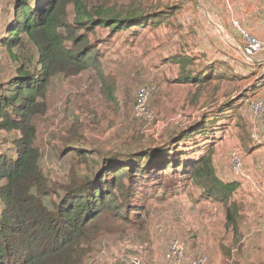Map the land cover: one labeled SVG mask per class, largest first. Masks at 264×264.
I'll list each match as a JSON object with an SVG mask.
<instances>
[{"label": "rangeland", "instance_id": "374dc122", "mask_svg": "<svg viewBox=\"0 0 264 264\" xmlns=\"http://www.w3.org/2000/svg\"><path fill=\"white\" fill-rule=\"evenodd\" d=\"M229 2L141 0L136 13L145 12L151 18L158 15L160 26L138 30L128 26L111 38L107 29L97 30L96 37L90 35L89 39L92 44L100 40L99 67L76 76L50 77L45 112L33 116L34 145L41 154L39 167L56 187L57 195L71 174L79 179L96 173L104 154L122 149L140 154L169 142L172 133L187 126L195 128L186 134L184 142L174 146L183 154L181 161L198 158L211 147L217 175L239 185L233 197L238 206L234 235L225 226V207L205 197L195 182L179 185L178 174L168 172L171 177L162 187L142 184L130 200L132 205L145 208L144 212L129 213L135 227L128 222L123 229L121 221L104 215L101 224L120 227L124 236L105 233L109 237L90 247L84 264H106L107 260V264H168L165 255L172 240L180 242L188 261L264 264V126L262 118H254L243 102L246 95L264 97V71L258 64L264 61V52L253 56L251 65L241 60L239 47L244 39L232 24L234 10ZM254 2L258 16L264 11V1ZM118 3L128 5L124 0ZM13 5L14 0H0V36ZM235 21L239 23L237 18ZM249 21L247 28L239 23L242 30L263 40V30L256 28L254 20ZM32 51L25 44L11 56L0 45V84L10 80L20 65L37 74ZM173 57H187L192 62L176 64ZM206 73L204 77L210 79L205 85L182 79L189 74L200 79ZM109 81L114 82L112 90L106 91ZM142 88L150 90L149 121L133 114L137 92ZM109 92L112 99L107 96ZM19 137L18 130L0 129V154L15 156L12 142ZM232 152L241 163L240 175L232 170ZM50 200L57 201L56 196L45 202ZM2 208L0 201V212Z\"/></svg>", "mask_w": 264, "mask_h": 264}, {"label": "trees", "instance_id": "16d2710c", "mask_svg": "<svg viewBox=\"0 0 264 264\" xmlns=\"http://www.w3.org/2000/svg\"><path fill=\"white\" fill-rule=\"evenodd\" d=\"M118 1L14 0L0 45L16 56L13 50L27 44L33 49L38 69L37 74H32L20 65L10 80L0 84V129L20 133L19 139L12 142L15 156L0 154V264H84L98 237L105 233L124 236L120 235V227L103 226L102 217L113 216L121 221L123 229L128 222L135 227L129 213L144 212L145 208L132 205L130 200L144 183L162 187L169 179L168 172L178 174L179 185L195 182L205 197L221 203L225 207L226 229L237 234L238 206L233 197L238 182L224 181L217 175L211 147L198 158L184 161L180 159L183 154L174 147L184 142L186 134L195 128L193 125L172 133L169 142L140 154H132L130 149L104 154L96 173L79 179L71 174L69 182L60 187L61 195L42 173L41 154L34 145L33 116L45 112L50 77L76 76L97 69L100 40L92 44L89 39L90 35L96 37L97 30L107 29L111 38L128 26L138 30L161 25L158 15L151 18L145 12L136 13L141 0H124L128 5ZM131 36L136 38L138 34ZM172 62L185 65L192 59L173 57ZM206 75L195 79L189 74L182 79L205 85L210 79ZM109 83L106 91L112 90L114 82ZM107 96L113 98L110 92ZM165 172L167 175H163ZM52 195L57 201L45 202Z\"/></svg>", "mask_w": 264, "mask_h": 264}, {"label": "built area", "instance_id": "2783aa9c", "mask_svg": "<svg viewBox=\"0 0 264 264\" xmlns=\"http://www.w3.org/2000/svg\"><path fill=\"white\" fill-rule=\"evenodd\" d=\"M232 24L237 27L238 32L241 34L244 39V44L242 47H239L241 51V60L244 61L245 64L251 65L253 64V56L259 54L260 52H264V39L257 40L255 38L247 35L245 31H243L238 23L233 19ZM260 27L264 32V14L260 21ZM261 66V69L264 71V61L258 63ZM150 95V90L148 88H142L138 90L136 95V102L133 108V114L135 118H138L142 121H149L150 114L148 110L147 100ZM253 95H246L243 98V102L248 105L251 110V113L254 118L261 117L262 123L264 126V97L262 98H253ZM230 163L232 165V170L236 175L241 174V163L239 158L236 156L235 152H232ZM264 229V226H263ZM166 261L168 264H204V259H193L186 260L185 259V250L181 247V244L178 240H172L169 243L168 249L165 255Z\"/></svg>", "mask_w": 264, "mask_h": 264}, {"label": "crops", "instance_id": "0c3cea01", "mask_svg": "<svg viewBox=\"0 0 264 264\" xmlns=\"http://www.w3.org/2000/svg\"><path fill=\"white\" fill-rule=\"evenodd\" d=\"M254 1H256V0H253V1L252 0H236V2H234V0H230L229 3H232V4H229V8H231L232 10H234V14H232V18L231 19L232 20L233 19L236 20V18H237V20L239 21V23L244 28H247L248 22L250 23V21H249L250 19L251 20H254V22L256 24V28L258 27V30H262L261 27H260V21H261V18L263 16V14H264V11H263V13H261L260 15L257 16V13L256 14L254 13L255 12V9H254L255 2ZM234 15H235L236 18L234 17ZM239 23H238V25H239ZM239 27L241 28L240 25H239ZM231 28H233V26H231ZM233 30H235V29L233 28ZM105 237L107 238L109 236L103 235L101 237H98V239L96 240V242L93 244V247L96 246L98 244V242L102 238L103 239H102L101 242H103L104 239H106ZM129 238L131 239V241H135L134 238H132V237H129ZM118 243H120V242H118ZM107 262H108V260L106 261V264H107ZM112 262H113V264H124L121 261H112Z\"/></svg>", "mask_w": 264, "mask_h": 264}]
</instances>
